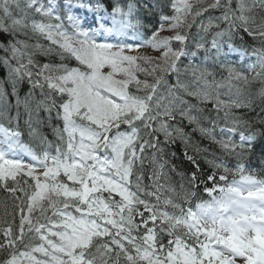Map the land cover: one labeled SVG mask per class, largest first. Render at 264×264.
<instances>
[{"label": "snow or ice", "instance_id": "snow-or-ice-1", "mask_svg": "<svg viewBox=\"0 0 264 264\" xmlns=\"http://www.w3.org/2000/svg\"><path fill=\"white\" fill-rule=\"evenodd\" d=\"M0 71V264H264V0H0Z\"/></svg>", "mask_w": 264, "mask_h": 264}, {"label": "trees", "instance_id": "trees-1", "mask_svg": "<svg viewBox=\"0 0 264 264\" xmlns=\"http://www.w3.org/2000/svg\"><path fill=\"white\" fill-rule=\"evenodd\" d=\"M44 43H46V42H44ZM0 74H2V71H0ZM25 91L23 93H21L22 96L24 95ZM259 103L260 102L257 101L256 104L259 105ZM20 113H21V126H22V130L24 132L23 138L27 137L28 144L35 151H37V152L42 151L43 148L45 147V145L41 144L39 139H34V138L30 137L28 135L27 129L23 126V120L26 118V116L24 115L23 107L21 108ZM15 114L10 113V115H12V116H14ZM249 114L250 113L247 114L248 117H249ZM206 121H208V120H206ZM204 123H205V121L202 120L201 121V125H203ZM52 126H57V122L56 121H52ZM52 126H49L46 123L45 124H41L40 127H39V131H40V133L43 136L47 137L48 140L55 141V137H54V135L52 133ZM185 130L187 132L191 133L192 139L195 140L198 143V145L202 144L201 142L203 140L206 141L207 147L204 149V151L202 153H206V157L207 158L209 156V154H207L208 152H214V151L216 152V148L217 147L213 146V144L211 142H209V140H208L209 138L200 136L199 132H192V126L187 125V122H185ZM170 151H171V153H174L175 155L174 156L169 155V156H166L165 158L166 159H170L172 162L177 163L179 166H178L177 171L175 173H172V172L169 173V176H170V181L169 182L176 189V191L179 192L180 191V184L184 183V181H181V174L191 172L194 169L192 168L190 162H188V161L183 159L184 158L183 157L184 146L179 140H177V142L173 145L172 148L170 147ZM189 155H196L197 161L199 160V161H202L204 163H207L205 158H203L202 160L200 159L201 154L199 156H197L196 153H193L191 150H189ZM181 161L184 162V167H181V164H180ZM173 180H176V182L177 181H180V182H177V183L175 182L174 184H172ZM5 199H6V193L0 191V201H4ZM9 211H10V209H9ZM3 212H4L3 204L0 203V215H2Z\"/></svg>", "mask_w": 264, "mask_h": 264}, {"label": "bare ground", "instance_id": "bare-ground-1", "mask_svg": "<svg viewBox=\"0 0 264 264\" xmlns=\"http://www.w3.org/2000/svg\"><path fill=\"white\" fill-rule=\"evenodd\" d=\"M249 43H252V44H253V42H252L251 40H249ZM25 90H26L25 88H22V89H21V93H23ZM256 103H257V101H256ZM21 108H22V107H21ZM21 108L19 109V111L21 110ZM10 113L15 114V113H16V109L13 108V109L11 110ZM258 113H259V108L256 107V111L251 112V113L249 114V118H256L257 115H258ZM185 131H186V130H185ZM186 132H187V131H186ZM200 136H201V135H200ZM201 143H202V144H200L199 147L204 151V149L207 147L206 141L203 140ZM170 147L172 148L173 145H170ZM203 151H201L200 153L197 154V156H199V155L201 154V157H200L201 160H202L203 158L207 159V157H206V153H202ZM216 152H218V153H217V156L220 155V150H219V148H216ZM203 155H204V156H203ZM250 158H251V160H253V161L256 162V163L264 164V159H262V158L260 157V155H259L258 152H257V154H256L255 156H251ZM183 159L185 160V158H183ZM230 161H234V162H235L234 159H230V160H228L227 162H230ZM247 161H249V160H247ZM181 162H182V161H181ZM181 162H180L181 167H184V162H182V163H181ZM198 162L200 163L201 168H202L205 172H208V170H209V166H208L206 163L202 162V161H199V160H198ZM256 167H257L258 170H261V168H260L259 166H256ZM188 173H190V172H188ZM148 177H149V173H148V172H145V176H144V180H143V183H144L145 185H150V184H151V181H149ZM181 181H182V180H181ZM175 182H176V180H173L172 184H174ZM177 182H180V181H177ZM177 182H176V183H177ZM179 184H180V183H179Z\"/></svg>", "mask_w": 264, "mask_h": 264}, {"label": "rangeland", "instance_id": "rangeland-1", "mask_svg": "<svg viewBox=\"0 0 264 264\" xmlns=\"http://www.w3.org/2000/svg\"><path fill=\"white\" fill-rule=\"evenodd\" d=\"M165 34H168V33H165ZM148 54H153V53L149 52Z\"/></svg>", "mask_w": 264, "mask_h": 264}]
</instances>
